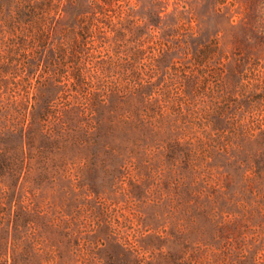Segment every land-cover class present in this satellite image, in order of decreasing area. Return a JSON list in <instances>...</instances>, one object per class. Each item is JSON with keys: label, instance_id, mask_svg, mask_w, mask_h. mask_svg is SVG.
<instances>
[{"label": "rangeland", "instance_id": "374dc122", "mask_svg": "<svg viewBox=\"0 0 264 264\" xmlns=\"http://www.w3.org/2000/svg\"><path fill=\"white\" fill-rule=\"evenodd\" d=\"M53 3L1 48L0 264H264V0H108L80 47Z\"/></svg>", "mask_w": 264, "mask_h": 264}, {"label": "trees", "instance_id": "16d2710c", "mask_svg": "<svg viewBox=\"0 0 264 264\" xmlns=\"http://www.w3.org/2000/svg\"><path fill=\"white\" fill-rule=\"evenodd\" d=\"M19 1L20 5L16 6ZM108 0H93V9L78 19V29L71 34L74 45L79 47L91 43L97 38L98 33L117 32V27L128 11H105ZM8 5L13 11H0V56L2 50L29 51L33 46L40 47L41 51H47L53 42L54 21H58L61 12L53 3V0H0V6ZM17 8V11H15ZM19 8V10H18ZM63 38L55 43L60 52L65 51ZM2 48V50H1ZM29 53V52H28ZM70 57L74 64L73 52ZM69 57V58H70ZM120 59V56H117ZM71 78L75 81L81 79L80 71H71Z\"/></svg>", "mask_w": 264, "mask_h": 264}]
</instances>
